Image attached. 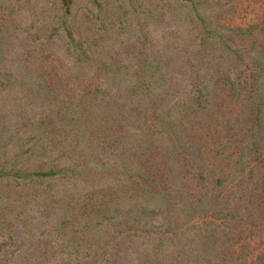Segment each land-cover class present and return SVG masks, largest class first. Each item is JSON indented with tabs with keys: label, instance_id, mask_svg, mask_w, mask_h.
Returning <instances> with one entry per match:
<instances>
[{
	"label": "trees",
	"instance_id": "16d2710c",
	"mask_svg": "<svg viewBox=\"0 0 264 264\" xmlns=\"http://www.w3.org/2000/svg\"><path fill=\"white\" fill-rule=\"evenodd\" d=\"M0 264H264V0H0Z\"/></svg>",
	"mask_w": 264,
	"mask_h": 264
}]
</instances>
